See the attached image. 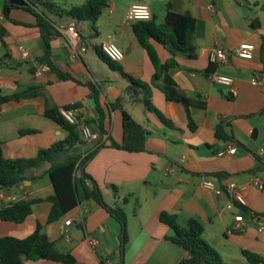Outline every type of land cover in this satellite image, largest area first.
Instances as JSON below:
<instances>
[{
    "label": "crops",
    "instance_id": "1",
    "mask_svg": "<svg viewBox=\"0 0 264 264\" xmlns=\"http://www.w3.org/2000/svg\"><path fill=\"white\" fill-rule=\"evenodd\" d=\"M155 1L134 3L149 5L158 23L164 21L169 5L172 11L191 13L197 19L194 39L197 58L179 55L176 58L179 67L170 71L189 97H200L207 103L206 109L191 110L195 131L189 127L185 107L168 101L153 85L155 69L139 45L132 25L125 20L115 29L94 28L87 29V33L83 32L85 23H79L81 43L77 48L63 36L54 38L51 61L56 69L71 76L65 80L55 71L36 75L47 47L40 29L34 26L35 18L26 17L22 10H13L12 18L27 26L15 25L5 19L3 7L0 9V25L8 33L4 42L0 40V96L20 95L18 101L6 104L0 112V143L4 144L5 156L12 160L33 159L39 151L67 138L65 130L45 117L47 109L60 110L80 103L92 129L100 132V116L89 98L92 92L89 85H94L100 91L106 116L104 129L110 138L108 146L89 161L86 172L98 183L108 205L106 197L114 207L119 205L125 209L128 244L122 254L120 224L90 201H82L62 220L47 225L53 206L48 199L55 193L49 176L26 181L9 190L0 189V207L21 200H44L34 206L33 214L23 224L0 220V238H27L40 223L57 248L71 252L80 264H101L102 261L179 264L186 252L166 239L173 235V230L160 221V214L168 212L177 216L181 227H186L191 219L198 220L205 228L204 239L221 255L224 264H250L243 251L264 255V232H259L252 219L255 215L264 221V192L255 189L252 183L254 178L264 179V158L258 156L264 145V85L256 87L251 83L256 74L264 76V0H159L166 6L162 18L153 7ZM114 8L113 4L111 14ZM70 22L73 21L61 24ZM109 39L118 43L125 53V59L118 63L123 73L151 86L149 101L173 127H167L155 112L148 111L144 103L131 97L130 82L122 72L118 71L121 79L111 82L91 68V63L106 64L98 50ZM242 43L256 47L252 60H243L234 54ZM155 46L162 62L171 59L163 46L156 43ZM21 47L29 51V60L21 58ZM82 47L86 48L85 52L81 51ZM217 47L227 51L230 60L217 65L212 74L233 78L236 94L230 87L214 83L211 74H207L212 64L211 52ZM118 100H122L123 109L148 133L146 152L131 153L110 147L112 141L121 144L123 140V114L112 109ZM221 125L235 138L234 143L216 137ZM23 131L32 132L23 135ZM232 146L237 148L233 155L228 152ZM91 150L83 147V158ZM206 181L218 188L231 182L244 187L246 205L228 211L229 196H218L206 189ZM113 187L117 188L116 192ZM132 202L135 207L129 212ZM237 215H242L246 223L235 230ZM70 220L73 222L68 226L66 223ZM229 230L235 232L228 234ZM89 238L97 239L99 246L92 247ZM109 247L115 250V263L108 256ZM97 250L105 253V260L100 259ZM25 264L57 263L26 261Z\"/></svg>",
    "mask_w": 264,
    "mask_h": 264
},
{
    "label": "trees",
    "instance_id": "2",
    "mask_svg": "<svg viewBox=\"0 0 264 264\" xmlns=\"http://www.w3.org/2000/svg\"><path fill=\"white\" fill-rule=\"evenodd\" d=\"M110 2L111 0H87L81 6L64 9L47 0H29L28 5L24 7L14 6L10 3V0H7L3 7V15L8 22L24 26L27 25L12 18L13 10H22L32 15L36 20L34 26L40 29L47 47L46 55L39 60V63L48 64L61 79L68 80L71 76L56 69L51 61V43L54 38L61 36L57 26L65 21L97 22L102 15V11L109 6ZM170 7L171 5L167 9V14L162 23H158L153 17L150 21H140L131 25L139 45L147 52L155 69L153 85L164 93L168 101L180 103L185 107L189 127L192 131H195L197 127L191 110L192 108L206 109L207 103L201 100L200 97H189L176 84L170 75V71L179 67L176 60L179 55L189 59L197 58L194 43L197 19L191 13L179 14L172 11ZM53 17H57V19ZM7 34V30L0 25V40L4 42ZM155 43L163 46L171 55V59L162 62ZM98 52L110 68L123 73L118 63L107 59L101 49ZM216 67V64H211L207 74H212ZM123 76L130 82L128 93L131 94V97L136 102L144 103L148 111L155 112L167 127H173L172 122L157 111L149 101L151 86L125 73H123ZM89 86L92 91L89 98L95 103L96 111L100 116L99 131L106 134L107 132L104 129L106 116L101 104L100 91L92 84ZM19 99L20 95L0 96V112L6 104ZM68 108H82V106L78 103ZM112 109L120 110L123 114V140L121 144L112 141L110 147L131 153L146 152L148 133L123 109L122 100L115 102ZM44 115L65 130L68 133L67 138L48 149L39 151L33 159H8L5 156L4 144L0 143V189L9 190L22 185L26 181L49 176L55 193L48 199L53 206L47 225L62 220L73 212L82 201L94 202L106 210L120 224L121 251L124 254L128 244L125 209L119 205L109 206L103 198L98 183L86 172L89 161L108 144L105 143L101 147L91 150L83 158L81 151L84 145L79 126L69 124L61 116L60 110L47 109ZM86 122L90 125L88 120ZM31 132L23 131L22 134ZM216 137L224 142H235V138L226 132L224 125L217 128ZM47 166H49V169L45 170ZM218 177L224 178L223 175H218ZM113 189L115 192L117 191L116 187H113ZM43 201L42 199L21 200L3 205L0 207V220L23 224L33 214L34 206ZM124 202H128V199H125ZM160 221L173 230V235L166 237V239L183 248L186 252L185 258L179 264H224L221 255L204 239L205 228L198 220L191 219L186 227H181L176 215L162 212ZM243 256L250 264H264V255L243 251ZM26 261L80 264L71 252H63L57 248L56 243L45 233L44 226L40 223L37 224L34 232L27 238L20 239L12 236L0 238V264H25ZM101 264H105V262L102 261ZM120 264H124V262L122 261Z\"/></svg>",
    "mask_w": 264,
    "mask_h": 264
},
{
    "label": "built area",
    "instance_id": "3",
    "mask_svg": "<svg viewBox=\"0 0 264 264\" xmlns=\"http://www.w3.org/2000/svg\"><path fill=\"white\" fill-rule=\"evenodd\" d=\"M211 10H214V6L210 7ZM112 10V8H111ZM153 18L152 10L149 5L144 3H134L128 10L126 14L125 23L133 24L140 21H150ZM79 23L76 21L60 24L57 26V30L61 36L65 37L70 44L74 45L75 48L80 46L81 43V35L79 33ZM104 56L114 63H121L125 59L124 51L117 46L115 42L112 40H106L102 43L100 47ZM256 47L250 43H242L237 49L234 50V54L243 60H252L255 55ZM82 52L86 51V48H81ZM21 58L23 60H29L31 55L28 50L24 47L20 48ZM230 60V54L225 51L221 47H217L211 52L210 61L212 64L216 65H224L227 64ZM52 72L51 67L48 64H41L37 66L36 75L41 76L46 73ZM211 79L214 83L226 87H230L234 94L236 91L234 89L235 80L231 77L220 75L217 73L211 74ZM251 83L253 86L260 87L264 85V76L256 74L252 79ZM61 116L71 125H77L80 128L82 141L84 147H90L91 149H96L101 147L103 144L107 143L109 140V136L106 134H102L98 131L92 129V127L87 124V118L82 111L81 108H63L60 109ZM229 154L233 155L237 152V148L232 146L229 149ZM88 155L87 153H85ZM85 155V156H86ZM223 155V154H221ZM258 156L264 158V145L259 150ZM252 183L255 186L264 192V179L254 178ZM204 187L210 191H213L218 196L227 195L231 199V202L227 205L228 211H234L237 206L244 207L246 205L245 198L243 196L244 187L238 185L237 183L231 182L224 187L218 188L211 181L204 182ZM253 221L258 226L259 232H264V221L258 217L253 215ZM236 221V229H241L243 225H245L246 221L242 215H237L235 217ZM72 220L68 221L66 224L70 226L72 224ZM235 230H229L228 234H233ZM89 244L92 247H98L99 241L97 239H88ZM105 264H109L106 263Z\"/></svg>",
    "mask_w": 264,
    "mask_h": 264
},
{
    "label": "rangeland",
    "instance_id": "4",
    "mask_svg": "<svg viewBox=\"0 0 264 264\" xmlns=\"http://www.w3.org/2000/svg\"><path fill=\"white\" fill-rule=\"evenodd\" d=\"M29 1V0H27ZM31 1V0H30ZM35 1V0H32ZM51 3L56 4L57 6L64 8V9H68L70 7H75V6H81L82 4H84L87 0H47ZM137 0H111L109 6L107 8H105L102 11V15L100 17V19L97 22H85V25L83 27V32L87 33L88 30L87 29H115V27L122 22L123 20L126 19V14L127 11L129 10L130 6ZM4 0H0V9L3 7V3ZM113 4L115 5L114 8V13L111 14L110 13V9L112 8ZM153 7L156 9V12L159 15V18H162L163 16V12L165 10V5H163L159 0H156ZM161 8L163 11H161ZM24 15L26 17L32 16L30 14H27L25 12H23ZM15 16H17V14H15ZM160 22V21H159ZM117 46L118 45L117 43ZM91 68H93V70L98 74L99 77L103 76L106 78H109V80L113 79H121V74L118 71H114L112 70L108 65L104 64L103 62H96V63H91ZM98 79V78H97ZM100 79H98L99 81ZM100 82V81H99ZM101 86L102 84L99 83ZM254 185V184H253ZM255 189H257V187L254 185L253 186ZM107 202H109V206H113L112 200L108 199L109 197H106ZM135 207V202H132L129 208V212L130 210L134 209ZM231 217V216H230ZM109 251L110 254H108V256H110V259L113 263L116 262V255H115V250L113 248L109 247ZM97 254L100 256V259H104L105 258V253L104 252H100L99 250H97ZM105 260V259H104Z\"/></svg>",
    "mask_w": 264,
    "mask_h": 264
},
{
    "label": "water",
    "instance_id": "5",
    "mask_svg": "<svg viewBox=\"0 0 264 264\" xmlns=\"http://www.w3.org/2000/svg\"><path fill=\"white\" fill-rule=\"evenodd\" d=\"M10 3L12 5L18 6V7H24V6L28 5L27 0H10Z\"/></svg>",
    "mask_w": 264,
    "mask_h": 264
}]
</instances>
